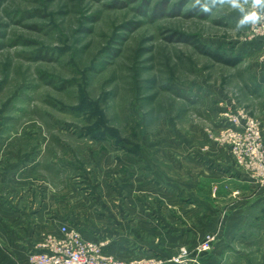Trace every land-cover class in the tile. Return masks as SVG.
Here are the masks:
<instances>
[{"label": "rangeland", "instance_id": "374dc122", "mask_svg": "<svg viewBox=\"0 0 264 264\" xmlns=\"http://www.w3.org/2000/svg\"><path fill=\"white\" fill-rule=\"evenodd\" d=\"M193 4L0 0V132L45 137L42 168L53 184L66 182L90 198L102 188L80 155L102 143L118 150L117 160L127 154L148 182L150 233L162 215L171 223L194 204V214H203L198 212L202 204L195 203L199 200L211 212L228 208L210 200L213 188L203 181L201 166L183 156L172 162L171 151L197 152L190 158L202 161L206 140L223 145L217 138L228 125L226 111L243 110L260 122L264 105L252 73L254 63L264 65V36H254L253 22L237 27L243 16L239 8L217 5L203 13ZM242 6L247 13L261 11L251 0ZM207 48L241 61L219 62L203 52ZM129 177L123 168L110 178L117 194H124ZM172 194L185 203L173 207ZM68 211L74 218L76 208ZM243 225L254 231L252 241L260 247H250L248 256L253 264H264L263 210L248 208ZM150 233L148 240L156 241ZM151 249L142 247L141 256L129 260L106 254L126 262L159 259Z\"/></svg>", "mask_w": 264, "mask_h": 264}, {"label": "crops", "instance_id": "0c3cea01", "mask_svg": "<svg viewBox=\"0 0 264 264\" xmlns=\"http://www.w3.org/2000/svg\"><path fill=\"white\" fill-rule=\"evenodd\" d=\"M259 42L258 46L262 44ZM254 64L252 73L258 77L259 92L264 93V65ZM258 114L264 139V105ZM37 136L29 131L0 132V264H29L30 254L40 251L49 236H60L64 225L75 228L91 242L107 239L109 246L104 248L105 253L127 260L141 256L142 247L149 245L152 252L159 255L157 258L165 261L162 264H177L170 259L182 248L194 251L206 235L215 234L212 251L199 256L198 262L187 264L254 263L247 251L250 247L258 251L260 247L252 241L254 231L248 230L243 222L248 208H260L264 212V189L249 173L235 165L229 146L207 138L206 144H209L204 149L202 161L190 158L192 155L198 157L197 152L188 156L179 147L172 149L170 159L181 161L180 156H183L188 162L199 164L203 169V181L214 189L210 200L217 205H229L228 208L211 212L207 202L199 200L195 203L202 204L198 212L203 214H194L197 210L194 204L184 208L182 213L179 211L171 223L162 215L157 219L162 223L150 233L148 182L141 171L135 169L131 157L124 154L123 159L117 160L118 150L104 143L98 147L94 143L96 148L83 152L80 156L88 169L95 172L102 188V193L90 198L80 188L69 187L66 182L60 187L53 184L50 174L42 168L41 157L46 151L47 140ZM123 168L128 169L130 177L123 186L124 194L120 195L110 178ZM181 197L172 194L168 200L175 207L185 203ZM160 198L167 204L164 195ZM70 207L77 210L74 218L69 216ZM149 233L157 235V240L149 241Z\"/></svg>", "mask_w": 264, "mask_h": 264}, {"label": "built area", "instance_id": "2783aa9c", "mask_svg": "<svg viewBox=\"0 0 264 264\" xmlns=\"http://www.w3.org/2000/svg\"><path fill=\"white\" fill-rule=\"evenodd\" d=\"M259 13L261 19L252 26L254 36H264V10ZM224 115L228 125L217 139L223 145L230 147L236 166L249 173L250 177L264 189V139L260 122L243 110L226 111ZM215 240V234H208L194 251L182 248L170 260L177 264L198 262L199 256L212 251ZM105 244L104 241L85 240L75 228L64 225L61 227L60 236H49L40 251L30 254L29 264H162L165 262L162 258L126 262L107 255L104 251Z\"/></svg>", "mask_w": 264, "mask_h": 264}, {"label": "clouds", "instance_id": "9594fccd", "mask_svg": "<svg viewBox=\"0 0 264 264\" xmlns=\"http://www.w3.org/2000/svg\"><path fill=\"white\" fill-rule=\"evenodd\" d=\"M249 0H194L193 8L199 10L203 13H210L213 7L217 5H229L231 7L239 8L241 13H243L242 19L237 25L238 28H241L248 24L249 22H256L261 19V13L251 12L247 13L243 4H247ZM251 3L254 8H259L264 10V0H251Z\"/></svg>", "mask_w": 264, "mask_h": 264}, {"label": "trees", "instance_id": "16d2710c", "mask_svg": "<svg viewBox=\"0 0 264 264\" xmlns=\"http://www.w3.org/2000/svg\"><path fill=\"white\" fill-rule=\"evenodd\" d=\"M203 52L210 55L215 60L222 62V63L229 64V65H236L241 61L240 56L232 57V56L223 54V52L220 53L217 50H212V49L207 48V49H204ZM119 147L126 149V145L124 144H121Z\"/></svg>", "mask_w": 264, "mask_h": 264}]
</instances>
